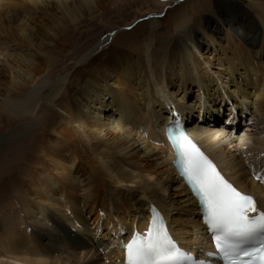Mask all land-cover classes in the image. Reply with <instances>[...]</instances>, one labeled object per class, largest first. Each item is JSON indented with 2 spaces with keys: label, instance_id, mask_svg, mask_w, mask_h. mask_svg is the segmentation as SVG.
Returning <instances> with one entry per match:
<instances>
[{
  "label": "bare ground",
  "instance_id": "1",
  "mask_svg": "<svg viewBox=\"0 0 264 264\" xmlns=\"http://www.w3.org/2000/svg\"><path fill=\"white\" fill-rule=\"evenodd\" d=\"M79 1L88 11L94 8L90 0ZM77 2L0 0V71L7 72L12 89L1 103L8 110L31 114L40 103L57 107L61 90L49 82L37 61V52L46 45L42 28L36 29L33 23L41 13L50 18L53 33L55 27L65 29L79 19ZM182 3L174 12L166 13L169 24L164 29L161 21L154 19L144 35L135 33L136 41L129 45L137 56L135 62L130 53L125 59L128 63L122 66L121 59L127 53L122 55L123 50L116 49L107 61L92 58L87 72L81 70L68 79L69 110L47 120L43 156L27 182V196L34 201L25 202L18 220L11 217L0 224V264H126L124 245L134 234L147 232L153 207L163 214L182 251L198 257L212 251L198 202L174 165L175 152L166 135L173 115L225 179L252 196L258 209L264 211L263 179L254 180L264 177V132L247 145L249 135L237 138L238 143L232 139L242 127L240 120L236 130L229 133L227 127L216 126L224 106L235 101L236 109H228L229 119L250 111L251 118L257 117L264 127V79L256 71L260 63L255 64L252 57L264 30L259 9L247 12L222 3L227 39L233 38L239 49L237 63L227 59L228 69L216 77L196 72L193 83L201 91L197 93L199 110L195 111L185 105L183 88H176L182 91V99L172 90L176 83L175 77L167 75L169 69L173 72L170 55L185 59L187 65L193 63L190 69L194 70V51H200L194 31L214 41L206 33L207 21L191 16L187 2ZM55 8L61 17L46 15ZM210 12L216 14L214 9ZM163 30L168 37L157 39ZM55 35H48V43L53 44ZM243 65L246 71L252 69L249 78L254 92L247 93L246 87L236 84L237 90L226 91L235 83L237 66ZM182 75L180 66L178 79ZM212 84L216 90L210 95ZM164 110L169 113L163 115ZM184 119L191 125L186 127ZM234 143L237 151L241 149V157L230 152ZM22 216L24 229L15 231Z\"/></svg>",
  "mask_w": 264,
  "mask_h": 264
},
{
  "label": "rangeland",
  "instance_id": "2",
  "mask_svg": "<svg viewBox=\"0 0 264 264\" xmlns=\"http://www.w3.org/2000/svg\"><path fill=\"white\" fill-rule=\"evenodd\" d=\"M90 1V6L95 9L92 8L91 11H88V9L82 6L81 1L78 0L76 7L78 8L79 13L76 15V18L78 17L81 20L77 18L78 21H76V23L68 24L67 27H64L65 29H57V27H55V33L51 31L53 30L52 28H54V25L52 26L53 23L49 20L50 18H47L41 13L35 17L33 23V26H36V29L42 28V41L44 42L45 40L46 45L44 49L37 52V61L39 63L41 62L40 64L43 67L44 75L47 76L49 82L57 84L58 88L61 90L56 101L57 107L40 103L31 114L8 110L2 105L1 101L6 97H9L12 93L10 77L5 70L0 71V224L8 219L10 220L11 217L15 218L12 220H18L17 216L19 215L21 208L25 207V202L28 201L29 203H33V198L27 196V182L30 174L34 172L43 156V144L46 138L45 133L47 131L46 122L57 113L68 112L71 102V92L69 90L68 79H71L81 70L87 72V68L92 66V58H97L100 62H104L107 61V58L112 57L114 50L121 49L123 50L122 55H126L127 53L126 57L124 56V58L121 59L122 66L128 63L126 60L130 53V59L135 62L137 56L129 49V45H133L134 41H136L135 33L137 32V34L140 33L144 35L148 31L149 24L154 19L161 21L163 26L162 29H164L169 24L165 22L166 13L174 12L181 4H183L182 2H187L188 12L191 16H198L199 18H202L203 21H207L208 25L206 24V33L212 36L214 43H211L210 40L206 39L203 32L200 33V31H194L193 39L195 43L200 46V51H194L196 55L194 63L197 68L191 70L190 67L193 63L187 65L185 59L170 55L171 59L169 66H171L173 72L169 69L167 75L168 78H170V76L175 77L174 82L176 84H174L175 86L172 90L176 93L178 99L183 98V93L181 91L183 88L187 94L185 95V105L188 108L197 111L200 106V98L197 97V93L201 91V87L198 86L197 83H193L192 77L196 72L201 73V75H204L205 77L210 75L216 77L219 72H226L228 69L227 59L235 60V58H237V50H239L233 38L231 40L227 39L228 32L225 33L227 28L223 25L221 20L222 17L226 15V12H224L225 10L222 8V3L229 2L235 9L242 8L243 10H247V12H254L256 8L259 9L260 12L258 11L257 13L261 15V20L264 25V0ZM211 9H214L216 12L215 15L210 12ZM80 12L83 14L81 15ZM46 15L51 18L54 15L61 17V12L55 8L53 11L46 12ZM43 24H45V27ZM48 26H50V30ZM44 29H46V32H44ZM165 32L166 30H163L157 39L167 38L168 35ZM54 34H56L54 38L55 41L57 38V41H54L53 44L48 43V35ZM229 41L231 43H229ZM199 53L200 55L202 54L203 57H200ZM263 54L264 30L262 29L258 44L252 51V57L256 60L255 64L257 62L260 63L256 66V71L262 79H264ZM219 60L222 63H220ZM235 63H237L236 60L234 61V64ZM180 66L182 67L183 75L181 79H178ZM237 68L238 71L234 73L235 83H231L226 91L232 92L233 90H237V87L235 86L236 84L238 87L240 85L246 87L247 93L254 92L252 82L249 78L252 69L246 71L244 65L237 66ZM96 70L100 71L99 67H97ZM214 73L216 75H214ZM222 79L223 82H225L226 79L224 77ZM179 86L181 87V90L176 89ZM214 90H216V85L212 84L208 90V94L211 95L214 93ZM226 101L229 100L226 99ZM219 103L217 104L218 106H216L217 108L221 107ZM236 106L235 101L228 102V104L224 106V114L216 126H219L220 124L224 128L227 127V133H229L231 130H236L238 127V121L240 120L241 123H243L241 124L242 127L240 130L235 131V134L237 135L233 133L232 139L236 141L235 143H238L239 137L249 135L251 140L246 141V144L250 145L256 137L264 132V127L261 125L260 121H258L257 117H254L256 120L251 118L253 116H251L250 111H247L243 116H238L236 113L232 115L231 119H229L228 109H236ZM215 108L212 109L214 110ZM157 110H159V108ZM162 113L165 115L169 112L164 110ZM176 117L178 116L173 115L169 121H171V119L175 121ZM235 118L237 119L234 120ZM195 120L198 121L197 118H195ZM207 121L208 119L206 118V122ZM184 123L186 127L191 125V122L187 123L186 119H184ZM202 123L205 124L203 121ZM229 124H232L233 126ZM235 143L230 152L236 157H241L242 151L241 149L239 151L236 150ZM254 180L258 182L256 178H254ZM25 223L26 222L22 216L15 231L23 230ZM71 231L74 232L73 229H71ZM2 234L3 233H1L0 229V235ZM19 235L20 233L18 232L17 236L19 237ZM100 239L101 237L99 236V240Z\"/></svg>",
  "mask_w": 264,
  "mask_h": 264
},
{
  "label": "snow or ice",
  "instance_id": "3",
  "mask_svg": "<svg viewBox=\"0 0 264 264\" xmlns=\"http://www.w3.org/2000/svg\"><path fill=\"white\" fill-rule=\"evenodd\" d=\"M175 145L182 174L205 210L204 222L217 250L209 255H219L225 264H246V257L264 264V211L252 196L230 184L186 135H177ZM124 247L126 264H184L192 260L172 240L155 210L147 232L134 234Z\"/></svg>",
  "mask_w": 264,
  "mask_h": 264
}]
</instances>
